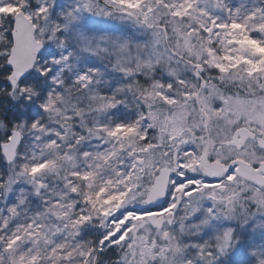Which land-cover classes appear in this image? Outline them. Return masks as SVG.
<instances>
[{"label":"snow or ice","instance_id":"6c2138e0","mask_svg":"<svg viewBox=\"0 0 264 264\" xmlns=\"http://www.w3.org/2000/svg\"><path fill=\"white\" fill-rule=\"evenodd\" d=\"M0 264H264V0H0Z\"/></svg>","mask_w":264,"mask_h":264}]
</instances>
